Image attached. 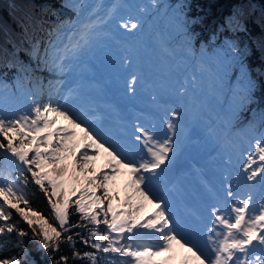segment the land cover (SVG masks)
<instances>
[{
  "label": "snow or ice",
  "instance_id": "1",
  "mask_svg": "<svg viewBox=\"0 0 264 264\" xmlns=\"http://www.w3.org/2000/svg\"><path fill=\"white\" fill-rule=\"evenodd\" d=\"M152 4L155 6L156 0H152ZM72 7L76 17H80L87 5L79 3ZM116 9V5L111 6L107 17L102 21L98 17L96 19L91 18L97 10L93 7L92 11L88 13V19L80 21L78 27L74 26L76 22H66L67 27L62 25L59 30L67 32V42L63 44L62 48L52 44L51 54L46 49L45 61L49 59L50 55L53 68L60 74L70 71L71 61L77 58L80 52L91 44L97 35V28L113 19ZM138 10L143 13L147 9L141 5ZM140 23L139 18L133 20L131 17L127 19L121 18L116 21L118 28L128 32L137 30L140 27ZM230 47L233 46L230 45ZM34 51L37 54L36 59L39 60L38 45L34 48ZM233 51H235L234 47ZM128 63L130 61L125 58V64ZM137 80L136 75L131 76L127 84L129 91H135L134 85ZM59 83L61 82L57 81V84ZM54 91L58 94L60 92L59 87H55ZM186 91V89L181 88L180 94L183 95ZM252 91L253 85L249 82L240 101V107H245L252 102ZM74 98L75 92L70 89L68 94L63 97L64 105H61L58 100H54L50 92L49 99L46 102H41L32 97L31 107L19 114H7L0 108V137L7 141L6 145L0 142V149H5V158L10 160L11 164L17 168H20L21 165L31 164L42 168L44 161H49L56 165L58 162L68 160V155L61 154L74 151L66 144V141L70 140L74 133H68L63 127L55 129V133L49 131V129L53 128L57 118L68 121L73 127L81 128L84 140L91 141V143L85 145L86 148H91L93 145L97 148H104L110 157L108 161L110 172H102L99 183H97V178L88 179L85 176L84 179L90 185L94 184L96 187L104 189L103 200L108 201L107 206L101 207L100 205L103 203L101 197L96 196L95 192L88 195L85 189L80 191V198L76 201V211L83 214L82 219L89 220L93 225L101 223L98 216L103 213L102 222L107 225L104 234L101 235L93 230L91 236L95 238V242L92 244L94 249L103 253L118 254V257L107 260L106 264H170V261L174 259L172 253L175 245H179L181 249L187 248L199 264H264V227L258 231V225H264V202L259 206V213L256 214L254 212L247 219L246 210L250 208L251 194L245 199L234 202L230 209L222 208L219 204L213 205L210 209L213 217L211 220L212 227L207 229L206 242L200 244L195 240L188 239L178 230V225L174 221V214L170 207V201L166 198V195H157L153 191L155 186L163 184L166 170L174 159L176 152L175 137L178 135L179 128L177 120L180 118L179 108L172 109L170 116L165 115L162 129L158 130L156 124H152L150 127L143 124L135 126L134 140L142 145V148L139 150L138 155H133L130 152L121 151L108 141H104L93 128L81 127L87 121L79 119L65 106L70 99ZM155 99L156 97L153 96V100ZM261 122L264 123V112H261ZM42 132L46 133V135L40 136L39 134ZM30 133H36L37 135L33 136ZM59 133H65V135L57 143H53V136H59ZM17 137H19V146L14 143ZM105 144H107V147H105ZM40 145H50L52 150L41 152ZM256 150L260 153L259 159L264 161V132H262L260 139L257 141ZM30 152L33 153L31 157H29ZM13 157L15 159H12ZM81 159L84 161L83 164L80 163ZM248 160L249 163L245 165L246 173L251 168V164L254 163L251 155ZM88 161V153L86 151L81 152L76 156L74 167H79L81 172H83ZM113 161L115 162L114 164L112 163ZM121 169L125 170L130 177L126 185L130 189V194L124 200L127 211L117 212L113 208L112 200L114 197L109 195L107 182L114 179ZM87 170L89 172L92 171L91 168ZM28 171H32V169L29 168ZM259 171L260 169L251 170L246 175V180L253 181ZM53 172L56 173V179H59L60 183L58 184L56 179H49L48 183L53 189L52 196H58L60 193L56 189L63 187V178L68 174V169L66 167L53 168ZM32 175L36 183L43 187L44 178L48 176V173L41 174L33 171ZM4 180L5 183L0 186V196L4 197L5 203H9V197H11L23 200L25 205H27V200L22 195L18 196L17 191H14L13 182L8 181L7 176L4 177ZM259 182L264 185V176L261 177ZM174 190V187L168 189L169 192ZM71 195H75L74 189L70 194L65 195L62 203H52L55 218L58 220L61 229H64L67 223ZM235 195L232 191V185L229 184L226 190V197L234 198ZM85 196H88V202H85ZM134 200L139 202L133 203ZM144 201L152 205L155 211L149 217L141 220L137 214L144 209ZM11 206L16 208L17 212H21V215L24 216L30 226L38 222L31 219L27 213L22 212L15 204ZM95 208H99V211H94ZM109 212L112 214L111 219L108 216ZM226 212L228 214H225ZM232 213L235 215L233 216ZM9 215H5L2 206H0V218L8 220ZM39 221H42L39 223L41 231L36 234L43 236L42 248L51 252L57 251L61 232L47 220H44L43 217H39ZM220 228L223 230H218ZM14 230V225L0 226V234L5 233V231L12 233ZM32 230L36 232L35 227ZM113 233H116L115 237L112 235ZM18 235L23 237L26 233L20 231ZM66 239L71 242L73 238L69 235ZM142 239L146 242L142 243ZM102 241L107 243L103 244ZM254 241L257 243L254 244ZM84 243H88V241L85 240ZM3 248V243H0V251ZM166 253L168 255L165 257ZM74 255H79V253H74ZM84 256L91 261V264H97V256L94 252H85ZM160 257L164 258L160 259ZM60 260L66 261L67 257H61ZM0 264H21V259L18 256L0 258ZM57 264H60V261H57Z\"/></svg>",
  "mask_w": 264,
  "mask_h": 264
},
{
  "label": "trees",
  "instance_id": "2",
  "mask_svg": "<svg viewBox=\"0 0 264 264\" xmlns=\"http://www.w3.org/2000/svg\"><path fill=\"white\" fill-rule=\"evenodd\" d=\"M85 1L0 0V93L5 89L25 85L29 88L28 94L31 99L35 97L41 102H46L45 99L42 100L37 96H42L41 85L47 81L50 72L42 51L50 46L62 25L65 27L66 22L76 18L72 6ZM156 6L166 14L165 19L175 20L182 26L179 33L184 41L190 43V50L196 51L199 56H214L212 59L214 66L210 67V70L221 77H226V81L231 85V103L237 109L236 123L258 119L264 132V123L261 122V112H264V0H156ZM37 45L39 60L36 59L37 54L34 51ZM217 48L226 49L225 53L229 51L230 59L223 65L216 55V52L219 53ZM26 62L34 65L32 72H28L25 68ZM249 82L253 85V100L245 107H240V101ZM0 142L7 144L2 137ZM14 143L19 146V137ZM5 155V149H0V161L5 159ZM32 155L33 153L30 152L29 157ZM61 155H68L69 160L72 152ZM76 156L77 154L72 159L73 165ZM68 160L58 162L56 165L44 161L42 168L34 164L21 165L14 173H7L9 181L16 179L17 195H22L28 203L25 205L23 200L11 197H9L10 202L5 203L4 197L0 196V206L4 214H10L8 220L0 218V226H15L12 233L5 231L0 234V243L4 245L3 250L0 251V258L18 256L21 264H57V261H60V264H91V261L84 256L85 252H94L97 256V264H106L107 260L115 258L111 253H103L92 247L95 238L91 236V232L95 230L102 235L106 225L102 222L103 213L98 216L101 220L99 225H93L89 220L81 218L83 214L76 211V201L80 198V194L70 198L67 223L64 229L59 227L52 203H62L65 195L71 192L75 184L84 181L85 176L88 179L97 178L99 183L102 173L100 167L90 160L83 172L79 167H73L67 177L63 178V187L56 189L60 195L52 196L53 189L48 180L56 179L53 168H67ZM80 163H84L83 159ZM45 167L49 173L44 178L42 187L36 183L32 172L47 173L42 170ZM29 168L32 171H28ZM88 168L92 171L89 172ZM56 182L59 184L60 180L56 179ZM127 184L121 181H113V184L107 182L109 195L121 193L125 199L130 194ZM91 186L96 189V196L103 200L104 189L94 184ZM85 189L88 195L92 194L86 187L82 188ZM84 200L88 202V196H85ZM137 202L139 201H133V203ZM107 203V200H103L100 206L106 207ZM12 204L38 222L30 226L21 212H17L16 208L11 206ZM94 211H99V208H95ZM39 217H43L61 232L57 251L51 252L42 248L43 236L36 234L41 231L39 223L42 221H39ZM33 227L36 232H33ZM20 231L25 232L26 235L19 236ZM69 235L73 238L71 242L66 239ZM85 240L88 243H84ZM102 243L107 242L102 241ZM61 257H67V260L61 261Z\"/></svg>",
  "mask_w": 264,
  "mask_h": 264
},
{
  "label": "rangeland",
  "instance_id": "3",
  "mask_svg": "<svg viewBox=\"0 0 264 264\" xmlns=\"http://www.w3.org/2000/svg\"><path fill=\"white\" fill-rule=\"evenodd\" d=\"M112 5H118L119 1L115 0L112 2V0H110ZM122 1V0H120ZM125 1H130L132 2V0H124L123 2H121V6H118L119 10L118 13L114 14V18L112 20H110L107 23L106 28L108 27H113L114 31H120L122 29H119L116 25V21L120 20L121 18L123 19H127L128 17H131L133 20L139 18L141 23L140 25L144 26V32H147V34L149 35V39H153L154 40H161L160 45H162L163 43L166 44L167 46L170 44L171 46L169 47L168 53L171 55L170 59L168 58V61H172L175 60V62H177L176 64V68L177 70H183L185 71L188 75L187 78L190 76L191 77V82H189V87L194 88L195 89V97H197L198 99L202 98L204 96L205 91L207 90V87L209 84L206 85H202L199 84L197 82L194 81L192 75L194 73V76H196L197 78L202 77V70L199 69L200 67H202V63L200 61L199 65L200 67L196 64V62L194 63L193 60L190 57H185L183 54V50H185V46L186 44L184 43L182 46H180V42H177L178 47L173 48V44L172 41H170V35L163 33V31H161V27L159 29V25L158 22H160L161 25V21H162V12L157 9L154 8L153 6H150L149 1H147L146 4L142 5L144 6L147 10L143 13L139 12L138 8H136V4L139 3V0H136V2H133V7L128 8L127 3H125ZM141 6V5H139ZM138 6V7H139ZM96 13H98L97 15L95 14L94 16H92L91 18H99V20H104L105 17H107L108 12H109V5L104 6V4H99L95 7ZM93 9V7H90L87 12H91ZM149 14V15H147ZM86 18V17H85ZM82 15V17L80 18L79 21H83L85 19ZM152 22V26H153V31H149L148 30V26L149 24ZM79 23V22H77ZM77 23L74 25L75 27H78ZM170 28V25L168 26ZM105 28V26H100L97 29H103ZM122 32H124V30H122ZM125 33V32H124ZM156 34H158L159 36H156ZM126 35V34H125ZM139 37H135L133 44H137L139 41ZM63 40V37H62ZM62 45V41L60 46ZM59 46V47H60ZM131 47V46H130ZM180 72V71H179ZM205 75V74H204ZM194 86V87H193ZM215 92L216 95L213 97L214 101L208 105H204L201 106L200 104H198V100L197 105L195 106L193 111H196L197 109H200L201 115L205 116L206 119L204 120V124H209L210 120L212 117H214L215 115L218 114L217 117H221L217 123V126L220 128H223V133L221 135H226L227 133L231 134L232 137H239V136H249L248 139L253 140V135L255 134L253 129H247L246 131L240 133L238 132V130L233 129V130H229L227 131V123L230 122L231 118H232V111H231V106L229 107L228 103H226V101L228 100V96H227V90H228V85L226 83H219L215 86ZM61 120H63L62 118H60ZM62 124V123H61ZM223 124L225 125V127H223ZM67 130L68 133H71L69 131V125L65 128ZM217 131V130H216ZM219 135V137L221 136ZM231 136L227 135L226 138H230ZM254 141V145L256 146V141ZM86 144L91 143V141H85ZM92 148V149H91ZM91 148H89L88 152H92V151H99V148H97L95 145H93ZM83 149H86V147H83ZM91 149V150H90ZM91 154V153H89ZM107 160V158H106ZM148 207H150L151 211L149 212V215H151L155 209L150 206V204H148Z\"/></svg>",
  "mask_w": 264,
  "mask_h": 264
}]
</instances>
